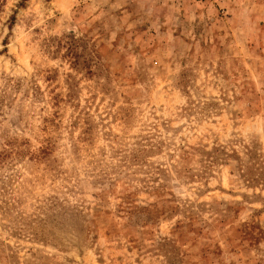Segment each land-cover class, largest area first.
I'll return each mask as SVG.
<instances>
[{
  "label": "rangeland",
  "instance_id": "374dc122",
  "mask_svg": "<svg viewBox=\"0 0 264 264\" xmlns=\"http://www.w3.org/2000/svg\"><path fill=\"white\" fill-rule=\"evenodd\" d=\"M0 264H264V0H0Z\"/></svg>",
  "mask_w": 264,
  "mask_h": 264
}]
</instances>
